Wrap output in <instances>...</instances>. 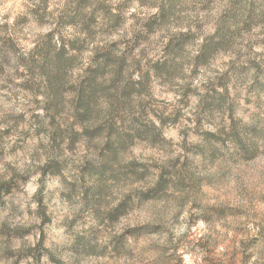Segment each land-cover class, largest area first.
I'll return each instance as SVG.
<instances>
[{
    "label": "clouds",
    "instance_id": "1",
    "mask_svg": "<svg viewBox=\"0 0 264 264\" xmlns=\"http://www.w3.org/2000/svg\"><path fill=\"white\" fill-rule=\"evenodd\" d=\"M100 3L107 10L98 8ZM70 4L71 0H46L45 7V0H0V25H8L7 34L20 49L5 66L12 83L0 87V134L12 129L3 136L0 155V184L12 182L7 194L0 192L6 202L0 207V264H228L230 257L235 264H245L246 255V264H264V238L248 246L264 224V91H249L256 69L227 85L231 96L240 93L231 117L227 108L212 118L201 113L209 81L215 82L238 57L261 59L255 54L264 53V0H242L235 6L234 0H175L163 22L130 52L141 23L161 15L162 0H91L79 14L72 13L75 22L61 25L59 17ZM37 6L42 19L29 11ZM229 11L235 19L229 24L233 35L228 45L193 75L204 36L215 32ZM93 15L90 33L84 23ZM21 16L27 20L17 24ZM116 16L122 17L119 23ZM189 30L197 38L175 55L168 74L157 76L147 69L148 57L162 54L173 34ZM50 32L57 51L61 36L83 46L65 43L67 62L51 74H38V91L35 86L18 87L29 79L19 57L28 58ZM113 42H118L113 55H125L127 63L122 71L118 62L109 63L96 76V94L88 102L86 118L80 119L77 112L85 109L77 107L79 85L89 66L96 67L97 52ZM145 71L146 87L140 90L137 84L138 91L124 100V84L129 79L145 81ZM189 81L195 91L185 98ZM50 102L53 107H48ZM141 109L155 126L156 138L133 137L115 152L110 175L103 180L89 177L83 170L99 158L108 125L114 122L119 131H128ZM174 109H180L178 119L162 122V117L175 115ZM234 121L243 149L232 135ZM101 127V135L87 136L86 130ZM57 131L60 135L53 138ZM73 133L79 134L75 142ZM205 133L213 136L206 140ZM196 145L203 151L195 150ZM252 151L254 155L246 156ZM54 158L63 162L62 167L55 175L46 174ZM165 170L167 183L161 187ZM89 186L99 189L91 202L84 190ZM212 207L223 208L225 215L206 219ZM121 237L117 253L113 249ZM81 238L90 242L91 250H77Z\"/></svg>",
    "mask_w": 264,
    "mask_h": 264
},
{
    "label": "rangeland",
    "instance_id": "2",
    "mask_svg": "<svg viewBox=\"0 0 264 264\" xmlns=\"http://www.w3.org/2000/svg\"><path fill=\"white\" fill-rule=\"evenodd\" d=\"M91 0H71L70 7H67L65 10L62 11L61 16L59 17V22L61 25L65 23H72L76 20V15L72 13L79 14L80 10L87 6ZM142 3L148 2V0H141ZM242 0H234L235 4H240ZM175 5V0H162L161 5V15L159 17H151L148 20L144 21L140 25V30L135 33L134 40L131 46L127 49L128 52L132 50L136 45L139 44L141 39H145L148 33L154 31L156 27L159 26L163 19L166 18L167 14L171 11V9ZM45 7H46V0H45ZM98 8H105L107 10V5L100 3L98 4ZM32 13L36 14L40 19H42V15L40 13V6L37 8L29 9ZM95 11V10H94ZM122 17L116 16L115 22L119 23ZM235 19L234 11L226 12L218 22V26L215 32H210L209 34L204 36V42L200 48V54L195 57V64L196 68L193 69V75L196 74V71L201 65H206L210 62L211 59L215 57L217 52L228 45L231 36L233 33L229 28V24L233 22ZM27 20L26 16H21L17 20V24L23 23ZM95 22V17L89 16L87 17L84 28L89 30L91 33V24ZM247 26V24L245 25ZM147 30L146 32L144 30ZM8 25H0V79L5 80L6 83L0 84V87H7L9 83H12L11 75L5 72V66L10 65L12 61V57L15 56L20 49L17 46L15 39L12 36L7 34ZM56 31V30H54ZM53 33H48L47 37L41 41L40 44L37 45V48L33 50L28 58H24L20 56V62L24 63L27 66L29 79L22 82L18 87L25 88V89H32L33 86L36 87V90H39L40 83L37 82L34 78L39 74H51V70L54 67H59L61 63L67 62L65 58V54L67 49L64 47L65 43L69 44L73 48L82 47V43L79 40L74 41H66L63 36H61V46L59 50H56V45L54 44L53 40ZM197 38V33L191 32H179L175 33L170 37V40L166 47L162 50V54L157 53L155 57H148L146 60L147 69H152L155 71L157 76L168 74L172 67V60L181 50H183L184 45L186 43L194 42ZM118 42H113L111 45L106 47L103 51H98L97 55L93 58V62L96 64V67H91L86 70L87 75L81 81L79 85V101L77 107H83L85 109L84 113L77 112V116L80 119L86 118L88 113V102L95 96L97 91V84H96V76L101 74L105 71L107 64L109 63H116L118 62L120 65V70L122 71L127 63V57L122 55L120 57H115L113 55L112 49L116 47ZM256 56H260L261 59L257 60L255 56L248 57L244 61H240V58H237V61H233L231 63L230 68L228 71L224 72L220 76L217 77L216 81H209L206 87L207 91L204 93L202 101H201V113L207 114L208 118L214 117L217 112H223L225 108H227L229 112V116L231 117L232 113L239 107V97L240 93L237 92L236 96L233 97L229 94L227 85L232 82L233 80L240 82L243 78L246 77V74L249 72L251 68H255L256 71L253 74V84L249 87V91L251 92L254 89H258L264 91V53H256ZM101 58L103 62L101 63ZM137 66L139 67V61H136ZM19 75L23 76L24 73H18ZM145 81H132L129 79L121 89V97L124 100L133 93L134 91H138L136 85H140V90H143L146 87V81L148 77V72L145 71ZM50 82L54 77L52 75L49 76ZM70 88L75 89L76 85H70ZM217 87H223L224 91L218 92ZM195 91L191 87V81L187 85H185V92L184 97L186 98L189 92ZM182 102H185L182 100ZM245 102H249L248 98H245ZM48 107H53L52 103L48 104ZM57 113L60 111L57 108ZM154 111V110H153ZM175 115H170L168 117H162V122H167L171 120L175 122L179 115L181 114L180 109H174ZM33 118H36L35 116ZM19 119H23V114H21ZM38 119V118H37ZM51 123L55 124L56 119L55 115L52 116ZM199 123V120H198ZM236 122H233V137L240 145V148H244V141L239 138V134L235 129ZM128 131L121 132L119 131L114 122L108 125V139L104 146V148L100 152L99 158L87 162L85 169L83 170L89 177H95L98 180H103L105 177L112 173L111 168V160L115 154V152L123 147L127 142H130L133 137H140V138H147L152 136L154 139L158 135L155 126L151 123V121L147 120V113L141 109L140 116H134L132 123L128 126ZM12 129H6L4 133L0 134V155L3 154L4 151V144L5 141L3 140V136L7 135L11 132ZM103 132V127L94 129L92 131H87L86 134L88 137H94L101 135ZM22 136L28 135L27 132H22ZM60 135L59 131L53 133V138ZM206 140L213 136L211 133H205ZM79 138V134L73 133L71 139L75 142ZM215 139L220 140L219 137H215ZM222 142V141H221ZM15 147V146H14ZM71 147V145H70ZM253 147V146H250ZM194 149L197 151H203V147L196 145ZM246 156L250 157L254 155V151L246 152ZM63 162L59 159H52L50 160L49 164L46 165L44 171L45 173H51L55 175L60 168L62 167ZM167 173H162L160 186L163 187L167 181L164 179V175ZM12 182H7L5 184H0V192L3 194H7L10 191ZM75 187V186H73ZM85 196L89 202L94 201L97 195L99 194V189L89 186L85 187ZM5 200L3 199V195H0V207L5 205ZM128 206V204H122L115 212L112 214V218H115L120 212H123L124 209ZM212 215H216L217 217H222L225 215V210L223 208H215L212 207L208 209L205 213L206 219H211ZM131 231V230H130ZM264 238V224L261 225L260 233L257 237H253L249 242L248 246L255 245L258 239ZM122 241L123 237L118 238L116 240L114 251L119 253L122 248ZM78 251L87 252L92 249V245L88 240L83 238L78 240ZM235 255V252H233ZM55 259V258H53ZM248 256L244 257V261H246ZM228 264H235V262L229 258Z\"/></svg>",
    "mask_w": 264,
    "mask_h": 264
}]
</instances>
